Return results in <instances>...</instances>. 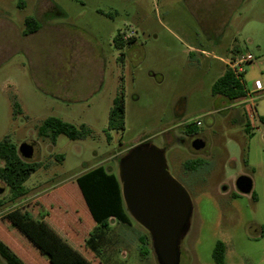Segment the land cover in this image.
<instances>
[{
  "label": "rangeland",
  "instance_id": "obj_1",
  "mask_svg": "<svg viewBox=\"0 0 264 264\" xmlns=\"http://www.w3.org/2000/svg\"><path fill=\"white\" fill-rule=\"evenodd\" d=\"M38 16L68 32L25 36V20ZM119 32L134 43L119 50ZM247 56L254 61L240 68L255 98L250 134L242 98L212 95L228 64ZM121 95L124 130H112L109 113ZM53 117L78 130L84 126L90 135H60L54 144L50 132L39 134ZM263 119L264 0H0V142L9 139L18 150L35 146L29 162L40 165L17 201L0 182V218L14 209L23 216L21 206L40 201L34 218L49 214L52 229L67 237L65 249L79 260L44 248L33 251L37 264H158L143 227L129 216L130 224L113 220L108 232L102 230L76 184L98 167L119 178L120 159L140 144L165 152L170 175L191 199L180 264H216L218 241L226 248L224 264H264ZM196 138L206 142L203 151L191 148ZM193 160L203 163L186 170ZM240 176L252 180L250 195L237 191ZM0 264H6L1 256Z\"/></svg>",
  "mask_w": 264,
  "mask_h": 264
},
{
  "label": "trees",
  "instance_id": "obj_2",
  "mask_svg": "<svg viewBox=\"0 0 264 264\" xmlns=\"http://www.w3.org/2000/svg\"><path fill=\"white\" fill-rule=\"evenodd\" d=\"M25 24V35L34 34L39 29V23L33 18H27ZM122 36V33L119 32L114 41L119 50L124 48L125 42L127 43L126 45L129 46L134 43L132 39L124 41ZM123 56L124 54L122 53L120 59ZM245 91L244 85L241 84L230 70H227L212 86L213 96H221L231 102L243 98L246 94ZM124 126L125 106L123 95H121L114 100L112 109L110 110L109 128L123 131ZM46 131L51 133L54 144L60 135H65L71 140L86 139L90 135V131L84 126H81L78 130L72 124L54 117L48 118L43 122L39 134L41 135ZM246 131L249 134L251 133L250 124L247 125ZM187 132L193 137L197 135V132L191 127L187 129ZM202 163L203 161L201 160L188 161L185 168L188 171H193L200 167ZM39 168L40 165L38 163L24 161L20 157L18 149L9 139H4L0 142V182L6 184L10 189L11 202L17 201L26 195L24 184ZM76 184L93 221L99 228L108 232L110 229V220H116L125 225L130 224V217L125 209L122 198L121 184L119 178L115 174L103 167H98L78 177L76 179ZM255 199L253 195V200ZM1 205L0 203V206ZM41 207L42 204L40 201L31 202L19 208L22 210L23 216L18 215L17 211H12L0 218V235L7 241L6 243L0 239V256L2 259L6 264H26L21 258L23 256L29 263L33 264V262H35L37 264V259L34 257L33 251L42 253L44 248H47L52 256H56V254L60 253L62 256L64 255L67 257L72 263H79V260L69 253L63 245V242L67 240V237L63 234V229L59 232V229L53 230L50 226L49 214L44 216L41 220L34 218V215H37L36 209ZM16 217L22 220L23 225L20 226L18 222H16ZM15 231H20V234H14ZM22 232L25 233V236ZM12 234L14 236H12ZM145 240L146 237L140 238L141 243H144ZM91 242L92 235L86 241L85 248H87V245ZM9 245L17 250L19 255L13 252ZM91 249H94L93 245ZM225 253L226 248L224 243L218 241L213 250V258L216 264H224ZM141 254L145 255V251L142 250ZM27 255L34 258H28Z\"/></svg>",
  "mask_w": 264,
  "mask_h": 264
},
{
  "label": "water",
  "instance_id": "obj_3",
  "mask_svg": "<svg viewBox=\"0 0 264 264\" xmlns=\"http://www.w3.org/2000/svg\"><path fill=\"white\" fill-rule=\"evenodd\" d=\"M191 148L203 151L206 142L196 138ZM18 152L29 162L35 146L23 144ZM119 182L125 209L150 235L157 263L180 264L181 242L190 230L193 205L186 190L170 175L165 152L150 144L133 147L119 161ZM235 186L241 195L253 190L247 176H240Z\"/></svg>",
  "mask_w": 264,
  "mask_h": 264
},
{
  "label": "built area",
  "instance_id": "obj_4",
  "mask_svg": "<svg viewBox=\"0 0 264 264\" xmlns=\"http://www.w3.org/2000/svg\"><path fill=\"white\" fill-rule=\"evenodd\" d=\"M254 59L252 56H247L244 57L238 61L234 60L231 61L228 64V70H230L235 77L241 82V74L243 73L241 71V65L244 63H251L253 62ZM246 94L245 96L241 99L242 104L244 105L245 108V115L247 117L248 122L250 123V125L254 126V121L256 119V112H255V98L253 97L251 92H248L247 90L245 91ZM196 126H200V123L197 122Z\"/></svg>",
  "mask_w": 264,
  "mask_h": 264
},
{
  "label": "crops",
  "instance_id": "obj_5",
  "mask_svg": "<svg viewBox=\"0 0 264 264\" xmlns=\"http://www.w3.org/2000/svg\"><path fill=\"white\" fill-rule=\"evenodd\" d=\"M54 8H55V6H54ZM45 16H47V15H45ZM31 18V17H30ZM39 18V16L37 17V19H35V18H33V19H35L38 23H39V29H38V31L37 32H39V31H43V30H50V31H56L57 33L56 34H58V32H60L61 34H65V33H67L68 31H66V29L64 28V27H59V26H56V25H53V23H51V20H48L47 21V25H44L42 22H41V20H39L38 19ZM50 19V18H49ZM25 22H26V20H25ZM25 28H26V24H25ZM37 32H35L34 34H36ZM24 34H25V31H24ZM34 34H30V35H25V36H32V35H34ZM59 35V34H58ZM60 36V35H59ZM64 37V36H63ZM60 39H61V37H60ZM68 40H71V39H68ZM63 41H65V39L63 38ZM74 42V41H73ZM76 44L77 43H75V46H76ZM73 45V44H72ZM62 58H63V55H62ZM15 107L16 106H18V107H20L17 103L14 105ZM63 121V120H62ZM15 210V209H14ZM13 210V211H14ZM113 220H110V224H111V222H112ZM27 226H29V225H27ZM12 230V229H11ZM23 236V235H22ZM25 236V235H24ZM24 236H23V239H24ZM140 240V239H139ZM18 244V243H17ZM19 245H20V243H19Z\"/></svg>",
  "mask_w": 264,
  "mask_h": 264
}]
</instances>
